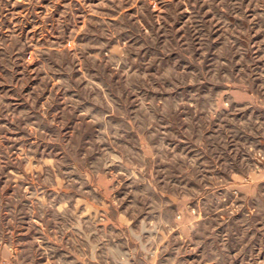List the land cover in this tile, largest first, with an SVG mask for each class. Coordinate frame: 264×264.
Masks as SVG:
<instances>
[{"label": "rangeland", "instance_id": "rangeland-1", "mask_svg": "<svg viewBox=\"0 0 264 264\" xmlns=\"http://www.w3.org/2000/svg\"><path fill=\"white\" fill-rule=\"evenodd\" d=\"M0 264H264V0H0Z\"/></svg>", "mask_w": 264, "mask_h": 264}]
</instances>
